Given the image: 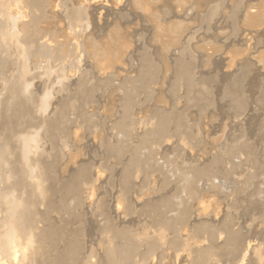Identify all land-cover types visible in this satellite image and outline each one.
Masks as SVG:
<instances>
[{
    "label": "rangeland",
    "instance_id": "rangeland-1",
    "mask_svg": "<svg viewBox=\"0 0 264 264\" xmlns=\"http://www.w3.org/2000/svg\"><path fill=\"white\" fill-rule=\"evenodd\" d=\"M0 60V239L9 195L43 201L51 187L54 202L35 209L72 234L71 264H119L112 231L146 222L150 204L200 256L157 250L148 264H232V248L212 253L195 236L216 225L238 226L245 254L264 251V0H0ZM25 81L27 110L8 111L9 86ZM52 243L54 256L67 245ZM16 247L0 264H48L30 251L18 260Z\"/></svg>",
    "mask_w": 264,
    "mask_h": 264
},
{
    "label": "bare ground",
    "instance_id": "bare-ground-1",
    "mask_svg": "<svg viewBox=\"0 0 264 264\" xmlns=\"http://www.w3.org/2000/svg\"><path fill=\"white\" fill-rule=\"evenodd\" d=\"M36 2V1H35ZM32 3V2H31ZM38 5V4H37ZM36 6V5H35ZM32 9V8H31ZM31 9H29V10H31ZM12 19V21H11V23H12V29H14V31H15V29H17L16 28V23H15V20H17V19H14V17L13 18H11ZM10 27V28H11ZM9 28V29H10ZM7 28H5V30H6ZM3 31H5L4 30V28L2 29ZM6 32H7V30H6ZM3 33V32H2ZM5 35V34H4ZM8 35H10L9 33H8ZM7 36V35H6ZM6 36H4V37H6ZM1 61V60H0ZM1 65H3V64H1ZM0 65V66H1ZM180 65V64H179ZM183 65V64H182ZM189 66V65H188ZM179 67L181 68V66H178V69H179ZM3 68V67H2ZM4 69V68H3ZM144 70V69H143ZM181 70V69H180ZM188 70V69H187ZM182 71V70H181ZM1 72V71H0ZM144 72V71H143ZM178 72H180V71H178ZM183 73L181 72V75H182ZM190 74V73H189ZM148 75V74H147ZM180 75V74H179ZM2 76H4V74L2 75ZM146 76V75H145ZM149 76V75H148ZM184 76V75H183ZM188 76V75H187ZM186 76V77H187ZM181 77V76H180ZM7 78V77H6ZM189 78V77H188ZM9 80V79H8ZM149 80V79H148ZM2 81V80H1ZM180 81V80H179ZM27 81H25V83H26ZM8 84V83H7ZM23 84V85H22ZM29 86V84L28 83H26V84H24V83H19L18 85H16V86H9V87H11L9 90H8V92H7V95H6V97L7 98H5L6 99V101H5V105H6V107H7V110L9 109L10 110V112L11 111H13L14 113H17V114H24V111H25V109L27 110V108H26V99L27 98H25L26 96L25 95H27V93H28V89H27V87ZM8 87V88H9ZM178 87V86H177ZM178 89V88H177ZM24 90H28L25 94H24ZM77 93V92H76ZM2 94V93H1ZM30 94V93H29ZM3 95V94H2ZM1 95V96H2ZM47 95L48 94H46V97H47ZM127 95V94H126ZM125 95V96H126ZM0 96V97H1ZM4 96V95H3ZM25 96V97H24ZM45 96V95H44ZM79 96V95H78ZM80 98V97H79ZM128 98V97H127ZM46 99H48V97L47 98H45L44 97V99L41 101V105H42V108H43V110L42 111H46V109H48V107H49V105L50 104H47L46 102ZM1 100H3V98L1 99ZM49 100V99H48ZM129 100V99H128ZM29 101V100H28ZM66 102V101H65ZM64 103V102H63ZM127 105V104H126ZM1 106H3V105H1ZM122 106V105H121ZM5 110H6V108L5 107H3ZM34 108H35V106H34ZM1 109H2V107H1ZM0 109V110H1ZM8 110V111H9ZM31 110V109H30ZM4 111V110H3ZM2 111V113H4ZM33 111V110H32ZM42 111H41V113H42ZM54 111V110H53ZM123 111V110H122ZM124 111H126L125 109H124ZM35 112V111H34ZM127 112V111H126ZM155 112V111H154ZM176 112V111H175ZM125 113V112H124ZM0 114H1V112H0ZM6 114V113H5ZM4 114V115H5ZM20 114V115H21ZM166 114V113H165ZM170 114V113H169ZM180 114V113H179ZM16 115V114H15ZM30 115V114H29ZM163 115V114H162ZM10 116H12V115H10ZM27 116V115H26ZM46 116V115H45ZM66 116V115H65ZM1 117V119H2V116H0ZM4 117V116H3ZM16 117V116H15ZM42 117V116H41ZM63 117H64V115H63ZM67 117V116H66ZM155 117V116H154ZM176 117V116H175ZM33 118V117H32ZM65 118V117H64ZM153 118V117H152ZM157 118V117H156ZM162 118V117H161ZM172 118V117H171ZM180 118V117H179ZM61 119V118H60ZM3 120V119H2ZM1 120V121H2ZM18 120V119H17ZM24 120H26V119H24ZM58 120V119H57ZM82 120V119H81ZM168 120V119H167ZM22 121V120H21ZM59 121V120H58ZM169 121V120H168ZM181 121V120H180ZM4 121H2V123H3ZM13 122V121H12ZM23 122V121H22ZM127 122V121H126ZM150 122V121H149ZM161 122V121H160ZM177 122V121H176ZM1 123V124H2ZM8 123V122H7ZM16 123V122H15ZM28 123V122H27ZM69 123V122H68ZM119 123V122H118ZM152 124V123H151ZM42 125V124H41ZM66 125V124H65ZM156 125H158V124H156ZM174 125V124H173ZM8 126V125H7ZM18 126V125H17ZM48 126V125H47ZM166 126V125H165ZM170 126H171V124H170ZM178 126V125H177ZM12 127V126H11ZM23 127V126H22ZM21 127V128H22ZM44 127V126H43ZM63 127V126H62ZM181 127V126H180ZM157 128H158V126H157ZM176 128V127H175ZM8 129V128H7ZM23 129V128H22ZM162 129V128H161ZM180 129H182V128H180ZM21 130V129H20ZM122 130V129H121ZM159 130V129H158ZM24 131V130H23ZM52 131V130H51ZM57 131V130H56ZM61 131V130H60ZM163 131V130H162ZM170 131V130H169ZM180 131V130H179ZM16 132V131H15ZM159 132V131H158ZM177 132V131H176ZM20 133V132H19ZM154 134V133H153ZM20 135V134H19ZM23 135H24V133H23ZM51 135V134H50ZM160 135V134H159ZM158 135V136H159ZM9 136H10V134H9ZM55 136V135H54ZM59 136V135H58ZM15 137V136H14ZM17 137V136H16ZM33 137V136H32ZM166 137V136H165ZM5 138V137H4ZM13 138V137H12ZM61 138V137H60ZM7 140V139H6ZM17 140V139H16ZM21 140H23V139H21ZM30 140V139H29ZM18 141V140H17ZM20 141V140H19ZM24 141V140H23ZM7 143H8V140H7ZM24 143H25V141H24ZM22 144V143H21ZM24 145V144H23ZM156 145V144H155ZM9 147V146H8ZM23 147V146H22ZM25 148H24V152H23V155H24V161H26V162H28V161H30V159L27 157V152H28V150H27V148H28V146L26 145V146H24ZM55 148V147H54ZM239 150V149H238ZM1 151V150H0ZM20 151H22V150H20ZM0 153H2V151L0 152ZM1 155V154H0ZM2 155H3V153H2ZM1 155V156H2ZM42 155V154H41ZM0 156V157H1ZM29 156V155H28ZM32 156V155H31ZM3 158H4V156H3ZM42 158V157H41ZM0 160H2V159H0ZM5 160V159H4ZM9 160V159H8ZM3 161V160H2ZM2 161H1V163H2ZM32 162V161H31ZM35 162V161H34ZM33 162V163H34ZM19 164V163H18ZM247 164V163H246ZM243 165V164H242ZM28 166H30V165H28ZM238 166V165H237ZM9 167V166H8ZM25 167V166H24ZM241 167V166H240ZM30 168H31V166H30ZM29 168V169H30ZM227 168V167H226ZM226 168H224V170L226 169ZM242 168V167H241ZM1 169V168H0ZM11 169V168H10ZM34 169V168H33ZM237 169V168H236ZM5 170V169H4ZM7 170V169H6ZM15 170V169H14ZM238 170V169H237ZM1 171V170H0ZM43 171V170H42ZM186 171V170H185ZM222 171V170H221ZM228 171V170H227ZM4 172V171H3ZM2 172V173H3ZM31 172V171H30ZM207 170H206V175H208L207 174ZM234 172V171H233ZM21 173V172H20ZM32 173V172H31ZM182 173V172H181ZM191 173V172H190ZM203 173H205V171L203 172ZM82 174H84V173H82ZM184 174V173H183ZM201 174V173H200ZM230 174V173H229ZM235 174V173H234ZM13 175H14V172H13ZM49 175V174H48ZM85 175V174H84ZM90 175V174H89ZM186 175H188V174H186ZM192 175V174H191ZM202 175V174H201ZM205 175V174H204ZM225 175H226V173H225ZM38 176V175H37ZM219 176V175H218ZM17 177V176H16ZM26 177H27V175H26ZM43 177V176H42ZM84 177V176H83ZM82 177V178H83ZM184 177V176H183ZM199 177H200V175H199ZM209 177H210V175H209ZM214 177V176H213ZM0 178H1V176H0ZM8 179L7 180H9V177H7ZM40 178V177H39ZM53 178V177H52ZM189 178H191V177H189ZM32 179V178H31ZM186 179V178H185ZM193 179H195V178H193ZM200 179V178H199ZM216 179V178H215ZM261 179V178H260ZM5 180V179H4ZM33 180V179H32ZM41 180V179H40ZM74 180V179H73ZM87 180V179H86ZM196 180V179H195ZM201 180V179H200ZM6 181V180H5ZM85 181V180H84ZM127 181V180H126ZM187 181V180H186ZM190 181H191V179H190ZM199 181V180H198ZM245 181V180H244ZM248 181V180H247ZM36 183H37V181H35ZM40 182V181H39ZM44 182V181H43ZM53 182V181H52ZM82 182V181H81ZM80 182V183H81ZM87 182V181H86ZM250 181H248L247 183H249ZM24 183V182H23ZM55 183V182H54ZM68 183V182H67ZM85 183V182H84ZM125 183V182H124ZM127 183V182H126ZM129 183V182H128ZM190 183H192V181L190 182ZM246 183V184H247ZM254 183H256V182H254ZM14 184V183H13ZM12 184V185H13ZM17 184V183H16ZM15 184V185H16ZM22 184V183H21ZM30 184V183H29ZM39 184V183H38ZM38 184L36 185V186H38ZM53 184V183H52ZM69 184V183H68ZM67 184V186H70L71 184H69L68 185ZM189 183H187V185H188ZM194 184V183H193ZM192 184V185H193ZM6 185V184H5ZM9 185V184H8ZM23 185H25V183L23 184ZM43 185V184H42ZM49 185V184H48ZM192 185H190V186H192ZM52 186V185H51ZM55 186V185H54ZM126 186V185H125ZM128 186V185H127ZM184 186H186V185H184ZM210 186V185H209ZM14 187V186H13ZM35 187V186H34ZM42 187V186H41ZM71 187V186H70ZM85 187V186H84ZM256 187V186H255ZM1 188V187H0ZM19 188V187H18ZM51 187H46V188H42L41 189V193H42V195L44 194V197H42L43 198V201L41 200V201H39V199H31V197H32V195L31 194H29V196L31 195V197H28V196H26V198H27V200H23V199H21V200H19V198L18 199H14V200H12V198H14L15 196H10L9 195V197H8V199H10L11 200V210L9 209V211H11L12 213H14L15 214V216H13V214H11L10 212H8L7 210V207H8V205H6L5 204V208L7 209L6 211H7V213L9 214H11V217H13V219H11V222H7L6 220V222L9 224V226L6 228L7 229V231L5 230V233H3L4 234V236L2 237L3 238V240H4V242H3V240H2V238L0 239V240H2V244L4 243V248H2L3 247V245H1L0 246V248H1V255H0V258L2 259V256H4L3 258H6L7 256H8V254H9V256H11L10 254H11V249H13L12 248V246H15V244H16V246L19 248H17L16 247V249L17 250H20V251H18V253H16L17 255H18V260L20 259L19 258V256H20V254H21V256H22V254L23 255H25L26 257H27V259L29 258V256H27V254H28V252L27 251H30V253H31V257L32 258H34L33 256L36 254V256H35V259L38 257L39 258V256H38V254H41L42 256H43V258L45 257L46 259H48V264H71V262H70V256H68L67 255V253L69 252V250L71 249V247L72 246H74V251H75V247H76V245H75V243H77V242H75L74 243V240H72L71 239V237H72V234L70 233H68L67 231L68 230H66V232H65V229H64V227H56V226H52V224H49L48 222H47V220H45V218H40V217H38L37 216V212H36V206L37 205H40V203L42 202H45V204H47L46 206H48L49 204H50V201H51V203H52V201L53 200H51V190L49 191V189H50ZM62 188H63V186H62ZM69 187H64L63 189V191L64 192H66V190L68 189ZM74 188V187H73ZM77 188H79V186L77 187ZM76 188V189H77ZM81 188V187H80ZM79 188V189H80ZM125 188V187H124ZM202 189H203V187H201ZM243 188V187H242ZM257 188V187H256ZM22 189V188H21ZM38 189H40V188H38ZM52 189H53V187H52ZM70 190L69 191H71V188H69ZM152 189V188H151ZM191 189H192V187H191ZM190 189V190H191ZM246 189V188H245ZM253 189H254V186H253ZM7 190V189H6ZM5 190V191H6ZM13 190V189H12ZM11 190V191H12ZM29 190V189H28ZM73 190V189H72ZM189 190V189H188ZM190 190H189V192H190ZM197 190H198V187H197V189H196V192H195V194L197 195ZM204 190V189H203ZM257 190H259V189H257ZM20 191V190H19ZM59 191V190H58ZM74 191V190H73ZM78 191V190H77ZM194 191H195V189H194ZM200 191H202V190H200ZM245 191V190H244ZM10 192V191H9ZM55 192V191H54ZM53 192V193H54ZM230 192V191H229ZM236 192V191H235ZM246 192V191H245ZM22 193V192H21ZM63 193V192H62ZM201 193V192H200ZM202 193H204V192H202ZM2 194V193H1ZM5 194V193H4ZM9 194V193H8ZM8 194H5V195H7L8 196ZM13 194V193H12ZM25 194V193H24ZM86 194V193H85ZM192 193L190 192V194L189 195H191ZM232 194V193H231ZM253 194V193H252ZM41 195V196H42ZM65 195V194H64ZM187 195V194H186ZM193 195L194 194H192V197H193ZM154 196V195H153ZM223 196V195H222ZM254 196V195H253ZM6 197V196H5ZM20 197V196H19ZM191 196H189V198H190ZM191 197V198H192ZM200 197V196H199ZM206 197V196H205ZM15 198H17V197H15ZM25 198V199H26ZM194 198V197H193ZM196 198V197H195ZM204 198V197H203ZM256 198V197H255ZM2 199V198H1ZM7 198L5 199V201H7L8 200ZM69 199V198H68ZM75 199V198H74ZM245 199V198H244ZM4 200V199H3ZM19 200V201H18ZM77 200H79V199H77ZM205 200V199H204ZM242 200V199H241ZM257 200V199H256ZM75 201V200H74ZM114 201V200H113ZM10 202V201H9ZM54 202V201H53ZM188 202H190V201H188ZM187 202V203H188ZM200 202H201V200H200ZM239 202V201H238ZM260 202V201H259ZM2 203V202H1ZM149 203V202H148ZM154 203V202H153ZM184 203V202H183ZM191 203V202H190ZM189 203V204H190ZM44 204V203H43ZM44 204V205H45ZM63 204V203H62ZM145 205H146V202L144 203ZM51 205V204H50ZM155 205H158V208H159V204H155ZM193 205H195V204H193ZM199 205V204H198ZM204 205H205V202H204ZM230 205V204H229ZM238 206V205H237ZM145 207V206H144ZM147 208L145 209L144 208V210H145V213L146 214H148L147 216H149L148 217V220L145 222H143V219L140 221L139 219H141V218H143V217H141L140 218V216L138 217V216H135L136 217V220L135 221H133V230L132 229H128V228H124V229H118L117 227V230H115L114 232L112 231V229H111V231H112V233H113V237L115 238V243H114V245L112 246V245H110V246H112L111 248H109V250L107 251V253H110L111 255H114V257L116 258V259H114V261L116 260L119 264H128L130 261H134V263L135 264H148V263H151V262H149L150 260H151V258L154 256V255H156L155 253H157L158 251L157 250H160V252H162V251H167V252H177V253H179V251L182 253V251H186V252H188V254L189 253H192V252H194V251H191V248H193V250H194V248L196 247H199V246H195V245H192V244H190L189 242L188 243H186L183 239H182V237L180 236V233H178L176 230H175V227H174V224L173 223H171V222H169L168 220L166 221V220H163L164 218H166V217H164V216H162V217H164V218H162V220H160V219H158L157 217V214H158V209H156L157 207H155L153 204H150V205H148V206H146ZM188 207V206H187ZM198 207V206H197ZM258 207H259V205H258ZM50 208H52V207H50ZM141 208V207H140ZM164 208H165V206H164ZM163 208V210H165ZM183 208V207H182ZM181 207H180V209H182ZM195 208V207H194ZM136 209V208H135ZM142 209V208H141ZM141 209H140V211H141ZM169 209V208H168ZM180 209H178V211H179V213L181 212V210ZM186 209H189V208H186ZM185 208H184V210H186ZM193 209V208H192ZM234 209H235V207H234ZM245 209V208H244ZM2 210V209H1ZM61 210V209H60ZM63 210V209H62ZM144 210H143V212H144ZM161 210H162V208H161ZM163 210H162V212H163ZM173 210V209H172ZM183 210V209H182ZM250 210V209H249ZM253 210V209H252ZM133 211V209L131 210V212ZM138 211V215H140V212H139V210H137ZM193 211V210H192ZM246 211L248 212V210L246 209ZM251 211V210H250ZM46 212V211H45ZM62 212V211H61ZM102 212V211H101ZM173 213H174V210L172 211ZM176 212V211H175ZM184 212H187V210L186 211H184ZM184 212H183V214H184ZM243 212H244V210H243ZM252 212V211H251ZM103 213V212H102ZM137 213V212H136ZM135 213V214H136ZM141 213H142V211H141ZM144 213V214H145ZM245 213L246 212H244V214L243 215H245ZM260 213V212H259ZM261 213H262V211H261ZM6 214V213H5ZM106 214V213H105ZM129 214V213H128ZM177 213H175V217H174V219L176 218V216L178 215H176ZM183 214H181V216L183 215ZM186 214V216L184 215V217H187V215H188V217H189V214L188 213H185ZM252 214V213H251ZM103 215V214H102ZM133 215V214H132ZM143 215V214H142ZM141 215V216H142ZM241 215H242V213H241ZM247 213H246V215H245V217L247 218ZM7 216V215H6ZM41 216H43V215H41ZM47 216V215H46ZM98 216V215H97ZM143 216H146V215H143ZM147 216L145 217V219L147 218ZM166 216H168V215H166ZM171 216H173V215H170V217ZM180 216V217H181ZM102 217H104V216H102ZM134 217V218H135ZM137 217L139 218L138 220H137ZM160 217V216H159ZM169 217V216H168ZM183 217V218H184ZM238 218L240 217L239 215L237 216ZM236 217V218H237ZM70 218V217H69ZM101 218V217H100ZM173 218V217H172ZM178 218V217H177ZM234 218V217H233ZM2 219V218H1ZM4 219H7V218H5L4 217ZM9 221H10V216H9ZM47 219V218H46ZM185 219V218H184ZM188 218H186L185 220H187ZM231 219V218H230ZM134 220V219H133ZM177 220V219H176ZM175 220V221H176ZM179 220V219H178ZM177 220V221H178ZM99 221H100V219H99ZM107 221V220H106ZM172 221V220H171ZM207 221V220H206ZM214 221V220H213ZM237 221H238V219H237ZM239 221H241V220H239ZM263 221H264V219H263ZM262 221V222H263ZM44 222V228H42V227H40V225L42 224ZM173 222H174V220H173ZM179 222V221H178ZM231 223V221L229 220L228 221V224H230ZM232 222H233V220H232ZM259 222H260V220H259ZM261 222V223H262ZM7 223H4V225L5 224H7ZM176 223V222H175ZM181 223H184V222H181ZM224 223H225V221H224ZM227 223V222H226ZM237 223H240V222H237ZM243 223V222H242ZM242 223H240L241 225H244V224H242ZM247 223V222H246ZM106 224V223H105ZM185 224V223H184ZM183 224V225H184ZM210 224H211V226H214V225H212V223L210 222ZM215 225H216V223H214ZM217 224H219V222L217 223ZM223 224V223H222ZM221 224V225H222ZM227 224V225H228ZM232 224V223H231ZM236 224V223H235ZM235 224H234V226H235ZM258 224V223H257ZM3 225V226H4ZM129 225V224H128ZM148 225H150V231L148 230L149 229V226ZM177 225V224H176ZM178 225H180V224H178ZM240 225V226H241ZM253 226L252 227H255L254 226V223L252 224ZM262 225V224H261ZM6 226V225H5ZM107 226V225H106ZM108 226H109V224H108ZM130 226V225H129ZM208 226H209V224H208ZM207 226V227H208ZM211 226H210V228H211ZM217 226V225H216ZM216 226H214L215 227V229H211L210 231L208 230V228H207V230H204V231H197L196 232V235L195 236H197L196 238L199 240L198 242L200 243V245H202V244H205V245H208L209 247H211L210 248V250L209 251H211L212 253H214V252H218V250H221V251H224L225 249H227V248H232L235 252V254H233V256H234V258H233V262H232V264H243V263H245V264H256V262L257 261H259V260H261L262 259V252H264V251H262L261 249V251L260 252H256L255 250H254V246H252V249L250 248V250H252V251H250V253H249V255H247V254H245V252L247 253V250H242L241 249V242L243 241L242 240V236H241V233L239 234L238 232V230L237 229H235V228H237V227H234V229L232 230V228L233 227H231L230 225H228V226H230L231 227V231H229V227L228 228H224V227H226V226H224V225H222V226H224L223 228H221V227H216ZM233 226V225H232ZM263 226V225H262ZM110 227H111V225H110ZM109 227V228H110ZM128 227V226H127ZM180 226H178V229H179V231H180V229L182 230V228H179ZM251 227V228H252ZM108 228V227H107ZM106 228V229H107ZM108 228V229H109ZM183 228H184V226H183ZM204 228V227H203ZM145 229H147L146 231H145ZM197 229V228H196ZM205 229V228H204ZM239 229V228H238ZM198 230V229H197ZM237 230V231H236ZM196 231V230H195ZM71 232V231H70ZM147 232V233H146ZM184 232V231H183ZM75 233V232H74ZM109 233V232H108ZM185 234V233H184ZM184 234H183V237H184ZM109 235V234H108ZM71 236V237H70ZM76 236V235H75ZM130 237V238H132V240H133V242L131 241V242H129L128 241V239H127V237ZM261 236V235H260ZM106 237V236H105ZM191 236H189V238H190ZM247 237V236H246ZM79 238V237H78ZM185 238H186V236H185ZM64 240V243L66 244L67 243V245H66V248L65 249H61V250H63L64 252H62L61 250V253L59 254V256H54L53 254H52V251L54 250V249H52L53 247H52V242H54V245L56 244L55 242H59L60 240ZM191 239V238H190ZM190 239H186V241H192V240H190ZM247 239V238H246ZM260 239H262V238H259L258 237V239H256L255 238V241L257 240V241H259ZM242 240V241H241ZM250 240V239H249ZM248 240V241H249ZM218 241V243H216L215 244V242H217ZM16 242V243H15ZM22 243L24 246H25V248L24 249H26V247H27V250H26V252L27 253H25V250L23 249V251H24V253H22V248L20 247V246H22L21 244H19V243ZM196 242V241H195ZM205 242V243H204ZM246 242H247V240H246ZM63 243V242H62ZM243 243H245L244 241H243ZM251 243V242H250ZM59 244V243H58ZM109 244H112V243H109ZM249 245V244H248ZM254 245V244H253ZM46 246H48V248L46 249ZM78 246H79V244H78ZM77 246V247H78ZM52 247V248H51ZM57 247H59V245L57 246ZM62 247V246H61ZM220 247V248H219ZM29 248V249H28ZM55 248H56V246H55ZM195 248V249H196ZM3 249V250H2ZM16 249H15V251H16ZM52 250V251H50V250ZM73 249V248H72ZM71 249V250H72ZM78 249V248H77ZM248 249V248H247ZM33 252H32V251ZM66 250V251H65ZM80 250V249H79ZM78 250V251H79ZM188 250H190V251H188ZM228 250V249H227ZM14 251V252H15ZM55 251V250H54ZM59 251V252H60ZM105 251H106V249H105ZM13 252V253H14ZM21 252V253H20ZM73 252V251H72ZM71 252V253H72ZM76 252V251H75ZM227 252V254H228V251H226ZM226 252H224L225 254H226ZM229 252H230V250H229ZM233 251L231 250V253H232ZM2 253L3 254H7V256L5 257V255H2ZM50 253L52 254V255H50ZM74 253V252H73ZM72 253V254H73ZM176 253V254H177ZM194 253H196V252H194ZM193 253V255H195V256H197V253L196 254H194ZM219 253V252H218ZM223 253V252H222ZM223 253V254H224ZM32 254H33V256H32ZM54 254H55V252H54ZM74 254H76V253H74ZM159 254V253H158ZM168 254V253H167ZM221 254V253H220ZM224 254V255H225ZM230 254V253H229ZM228 254V255H229ZM29 255V254H28ZM180 255H182V254H180ZM179 255V256H180ZM192 255V254H191ZM214 255H216V256H218L217 255V253H215ZM222 255V254H221ZM9 256H8V258H9ZM42 256H40V257H42ZM110 256V255H109ZM161 255L159 254V257H160ZM169 256V255H168ZM188 256H190V255H188ZM187 256V257H188ZM200 256V255H199ZM199 256H197L198 258H199ZM215 256V257H216ZM113 257V258H114ZM158 257V256H157ZM156 257V258H157ZM158 257V258H159ZM163 257V256H162ZM186 257V256H185ZM194 257V256H193ZM219 257V256H218ZM8 258H6L5 260L7 261L8 260ZM23 258V256L21 257V259ZM44 258V259H45ZM113 258L111 259V260H113ZM155 258V257H154ZM161 258V257H160ZM195 259V258H193V261H192V264H202V262H201V260L200 259ZM222 258V257H221ZM0 259V260H1ZM10 259H11V257H10ZM20 259V260H21ZM25 259V258H24ZM24 259L22 260V261H24ZM26 259V261H28V263H29V259L27 260ZM46 259L44 260V261H46ZM108 259L109 258H107V260H106V263H107V261H108ZM132 259V260H131ZM184 259V258H183ZM195 259V260H194ZM231 259V258H230ZM18 260H15V261H18ZM34 260V259H33ZM77 260V259H76ZM104 260V259H103ZM154 260V259H153ZM152 260V261H153ZM160 260V259H159ZM219 259H217V261H218ZM2 261H4V260H2ZM6 261H4V262H6ZM13 261V260H12ZM39 261H40V263H41V260L40 259H37V262L39 263ZM100 261V260H99ZM154 261H156L157 262V260H154ZM215 261H216V258H215ZM221 261V260H220ZM33 262V261H32ZM117 262H115V263H117ZM7 263V262H6ZM5 263V264H6ZM12 263V262H11ZM21 263V261H19V264ZM27 263V262H26ZM46 263V262H45ZM79 263V262H78ZM77 263V264H78ZM100 263H102L101 261L99 262V264ZM133 263V262H132ZM190 263V262H189ZM10 264V263H9ZM14 264V263H13ZM30 264V263H29ZM35 264H36V262H35ZM42 264H43V262H42ZM74 264V263H73ZM103 264H105L104 262H103ZM231 264V263H230Z\"/></svg>",
    "mask_w": 264,
    "mask_h": 264
}]
</instances>
